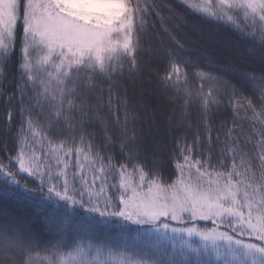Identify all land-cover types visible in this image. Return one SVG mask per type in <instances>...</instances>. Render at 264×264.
Returning <instances> with one entry per match:
<instances>
[{
	"label": "snow or ice",
	"instance_id": "snow-or-ice-1",
	"mask_svg": "<svg viewBox=\"0 0 264 264\" xmlns=\"http://www.w3.org/2000/svg\"><path fill=\"white\" fill-rule=\"evenodd\" d=\"M150 89L185 129L167 161L137 131ZM0 101V264H264V0H0ZM37 196L83 210L89 233L148 226L165 258H117L47 217L45 242L9 204Z\"/></svg>",
	"mask_w": 264,
	"mask_h": 264
},
{
	"label": "trees",
	"instance_id": "trees-1",
	"mask_svg": "<svg viewBox=\"0 0 264 264\" xmlns=\"http://www.w3.org/2000/svg\"><path fill=\"white\" fill-rule=\"evenodd\" d=\"M172 2L178 3L179 0H172ZM219 31L224 35L226 39H229L233 42H238L241 44L242 47L246 46L245 41H243L240 37V33L225 28L223 25H218ZM163 39L164 41V47L167 46L168 40L167 36L160 32L159 35H152L151 37L145 36L144 38V47H148L149 45L155 47L158 46L159 40ZM210 50L214 52L217 59L224 63L226 60L236 58L239 60L240 63H243L245 67H256L257 70L259 68L258 64L253 65L250 62H248L242 55H235V52H229L226 49H222L217 47L216 49L213 47H210ZM202 66H206L203 59L200 61ZM163 62H161L158 67L161 70V74H163V68H164ZM12 71H15V67L12 66ZM189 71H194L193 69H189ZM151 90V89H150ZM153 91V90H152ZM155 94L153 97H147V95H144V103L147 106L146 110L141 111V119L137 124V131L138 133L143 137L144 143L147 146L148 153L151 155V152L153 148L155 147L154 140L160 141L159 144V151L161 156L167 161L168 159V153L172 149L174 145V139L175 137L180 136L185 129L183 128H174L173 131L170 133L168 131L167 126V117L171 113L172 109L171 106L168 104H164L162 101H160L161 94L159 92L154 91ZM129 96H132L134 94V90L132 86H129L128 89ZM135 94L138 95V89H136ZM147 98H150L149 101H147ZM0 106H2V101H0ZM150 107V110H149ZM155 107H158L159 112L154 111ZM160 113V114H159ZM149 114L152 115L153 120H149ZM161 115V116H160ZM225 116L227 118L231 117V111L229 110L227 113H225ZM245 127L248 125V121H244ZM95 130L97 134V143H100V140L103 136V132L101 131L100 127L98 125H93L92 128L89 130ZM191 138V133L189 132V139ZM11 147V142H10ZM6 155V153L3 152L2 148H0V156ZM171 170V164L166 163L165 164V171ZM29 182H31V178H27ZM41 198L39 196L36 197L35 200L29 201V200H16V199H10L9 204L10 206H14L18 212L21 210H24L23 212H20L22 215L25 216L27 220H29L33 227L41 234L42 239L47 242L49 240H52L55 238V235L53 232H49L47 230V226L43 223L44 218H49L54 226H63L66 231L68 232L69 236L76 237L80 236L83 237L85 240V243H87L88 239H93V242H99L100 238L102 237L105 242L108 244H111L115 246V248L118 250L117 252V258L122 259H128L129 257L133 258H139L140 255L147 253L148 256L152 258H165L161 255V253L157 250L156 247H153V244L156 241L157 235L155 233H152L151 235L147 232L148 226H138V225H129L127 230L122 231L116 227H110L108 229L101 228L98 232L95 233H89L84 231L80 227V218L83 210H79L78 212H73L71 209L66 210L62 206V202L58 204L57 202L53 200H48L47 198H44L43 206L40 205L39 200ZM2 203V201H0ZM195 240V238H193ZM166 252L169 254L171 253L170 246L165 249ZM222 254L226 252L225 249H222ZM119 253H124L123 256H120ZM105 259H111L112 257H109L107 249H105L104 253ZM43 257V253H41V258ZM148 258V257H145ZM177 259H180V256L177 255ZM190 260L191 264H196L197 257L190 254ZM207 255H202L200 259H207ZM231 259V256H222L220 264H223V259ZM211 259L213 261L216 260L215 254H212ZM37 264H39V261H37Z\"/></svg>",
	"mask_w": 264,
	"mask_h": 264
},
{
	"label": "rangeland",
	"instance_id": "rangeland-1",
	"mask_svg": "<svg viewBox=\"0 0 264 264\" xmlns=\"http://www.w3.org/2000/svg\"><path fill=\"white\" fill-rule=\"evenodd\" d=\"M210 47H213V48H217V47H219V48H222V49H226V50H228L230 53L231 52H235L234 54L235 55H240V53L239 52H237V51H234L232 48H230V47H226L223 43H217V44H213V45H209ZM147 95V97L149 96L150 98L151 97H153V95L155 94V92L154 91H152V90H149L148 92H146V93H144V95ZM138 95H139V89H138ZM150 98H147V101H149V99ZM160 101H162L164 104L166 103L165 102V99L163 98V97H160ZM167 104V103H166ZM148 106V105H147ZM149 110H150V107H149ZM154 111H157V112H159V110H158V107H155V110ZM160 114V113H159ZM161 116V115H160ZM150 121L151 120H153V117H152V115L150 116V114H149V118H148ZM153 141H154V144H155V142L157 141V140H154L153 139ZM20 212H23L24 213V210H21Z\"/></svg>",
	"mask_w": 264,
	"mask_h": 264
}]
</instances>
